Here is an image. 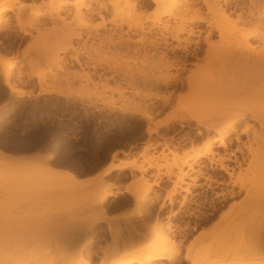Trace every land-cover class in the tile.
<instances>
[{
  "label": "rangeland",
  "instance_id": "rangeland-1",
  "mask_svg": "<svg viewBox=\"0 0 264 264\" xmlns=\"http://www.w3.org/2000/svg\"><path fill=\"white\" fill-rule=\"evenodd\" d=\"M203 1L183 22L199 31L202 51L180 76L213 85L216 68L204 59L205 33L213 31L215 51L253 26L239 24L235 33L236 16L210 13ZM233 1L244 4L242 13H251L252 22L264 23V0ZM55 2L18 0L0 22V264H70L81 255L88 264H111L119 254L150 244L154 226L165 229L167 222V250L175 247L177 255L151 264L264 263V83L246 100L261 124L252 123L247 136L242 123L229 131L234 102L226 88L190 103L177 98L187 88L176 90L166 104L168 91L157 81L165 71L157 57L165 53L161 45L145 51L136 43L112 45L106 39L111 25L97 35L98 21L85 20L83 29L72 15L56 19ZM135 2L134 12L121 6L123 22L143 24L158 12L147 0ZM195 9L205 23L189 24ZM77 31L82 40H69ZM157 31L146 36L159 39ZM4 81L23 95L14 96ZM215 117L220 124L206 130ZM224 132L222 148L218 135ZM198 154L203 156L193 159ZM222 157L239 163H222L231 178L217 161ZM121 161L135 164L115 170L112 180L105 174L97 180L108 163ZM117 181H126L120 192ZM144 184L150 189L136 200ZM112 237L123 244L113 253Z\"/></svg>",
  "mask_w": 264,
  "mask_h": 264
},
{
  "label": "bare ground",
  "instance_id": "bare-ground-1",
  "mask_svg": "<svg viewBox=\"0 0 264 264\" xmlns=\"http://www.w3.org/2000/svg\"><path fill=\"white\" fill-rule=\"evenodd\" d=\"M135 1L137 2V0ZM147 1L153 3L157 7L158 12L155 16H153L152 18L150 17V19L146 21L145 19H143V21H145L143 22V24L142 22L141 24H132L133 22L130 23V21H125L127 22L125 23L122 21L123 17L120 19L121 16L119 13L122 5L127 11L131 12L135 10L136 4H133V0H56V2L52 4V6L55 12L53 14H55V16L57 17L56 19H61L62 15H72V17H75V19L80 20L83 23V29L88 28L84 24L85 20L98 21V24H96L95 26L93 25V31L95 33L97 32L96 30L104 28L106 24L111 25L112 28H109V34L106 39L108 40L107 42L112 43V45L115 44L128 47L130 43H136L137 46L140 45L143 50L145 49V46L158 47L161 45L160 47L165 49V53L158 52L157 57L160 61L161 58L163 59V71H165L162 76L157 78V81L162 82L168 91L167 96L163 100L166 104L170 102V99L173 96V93L176 92V90L180 91L184 90V88H187L186 95L184 97L178 96L177 98L180 102L186 101L190 103L193 102L199 95H210L215 93L216 91L223 92L224 88H226V90H228L230 93L231 100L234 102V104H232V108L230 109L229 116L231 118V122L228 125V130L232 131L237 125L242 123L243 128L241 133L247 136L248 132L253 130L252 123H256L258 125L261 124L260 116L252 112L247 107L246 100L248 99V96L256 93L264 83V23L262 22V19L259 23L252 22L251 20L253 18L251 19L250 17L251 13L248 12V14H243L242 9L244 4L238 3V1L235 2L233 0H223L220 4L218 3L215 5L208 4L207 2L205 3V0L202 2V5H204L207 8V11L210 13L218 14L225 18H230L231 15H235L236 19L233 23V29L235 33H239V24H252L253 26L251 30L241 34L238 40L230 42L228 47L217 49L215 51L213 50V39L215 36L213 31L209 30L205 33L202 46L204 45L207 50L205 52L203 51L205 53L204 59L207 61V64L210 63V65L213 64L215 66V73L217 78L216 80H214L213 85H210V81L206 80L203 83H199L193 75H190L184 79L180 76L183 71L187 70L186 66H191L199 60L198 53L202 51L200 47L201 45L199 43V31L197 30L198 32L195 33V29L194 31L189 26L187 28L183 27L185 15L194 9L193 5L197 0H185L184 2H181L180 0ZM17 2L18 0H8L0 4V22H2L5 18H2L3 14L7 11L11 12L12 8L15 6V4H17ZM251 8L252 7L250 5V9ZM28 10H31V8H29ZM23 12V7L19 8L18 17L21 14L23 15ZM194 12L197 14V16L193 17L189 21V24L193 25L195 23H205V19L198 16L199 10L195 9ZM127 15H129V13ZM245 15L247 16L245 17ZM63 18L64 17L62 16V19ZM206 26L211 27L210 23H206ZM122 27H125L126 29L123 30ZM155 29L160 32V38L149 40L146 35L151 33ZM182 34H184V37H181ZM83 35L84 34L81 31L72 32L69 35V40H82ZM133 35L136 38H132ZM86 36L88 38L91 37L88 34ZM171 42H174L175 45H173ZM69 45L67 46L68 48L70 47ZM166 54H171L173 58H170V60L167 59L168 57ZM0 61L2 62V60ZM170 70H173V72L171 73ZM3 84L14 96L23 95L20 90H17L14 87L10 86L7 81H4ZM179 120L185 121L184 119ZM220 122L221 117H215L210 122L205 124V128L206 130H214L220 124ZM156 125L158 127L159 123H157ZM150 130L148 131L147 129L148 133H150ZM225 136L226 132L220 133L218 135L219 146L222 148H225V144L222 141ZM236 141L239 142L238 137L236 138ZM212 148L213 144L207 146V152H211ZM237 151L240 152L241 150L238 149ZM201 156L203 155L198 154L193 159L199 158ZM217 161L220 163L221 169L229 178L232 177V173L229 172L228 167L224 166L222 163L225 161H229L239 166L236 158L231 161L229 157H222ZM132 164H135V162H122L118 163L117 165L109 164V166H107L106 169L101 172L99 179L97 180H100L101 176L112 169L118 170L124 167H132ZM180 164L181 166H186L188 164L187 159L183 158ZM137 167L139 166L137 165ZM64 174L67 176L66 178H69L71 182L74 181L75 183L76 179L72 176V174L66 172ZM62 176L65 177L64 175ZM151 185H155V183H152ZM151 185L149 184L146 186L144 184V186L146 187H142L143 189H141V191L139 190L138 193H136V191L138 190L135 189L136 200H142V198L147 194ZM126 188L128 189L129 186H126ZM126 188L124 191L127 190ZM130 188L128 189L130 190L128 193H131L132 189ZM170 227L171 226L169 222H167V226L165 229L159 227V225L158 227L157 225L154 226L152 230L154 239L153 241L151 240L152 242H150V244H147V246L145 245V247L143 246V244V248L140 246L141 248L137 252L121 253L119 254V256L117 255L118 257L116 258V260L112 261L111 264H151L154 262L160 263L163 260H168L171 254L177 253L175 247V252H170L167 250L169 242L168 237L171 230ZM113 236L117 237V235ZM113 241V243L111 244L113 245V249L109 250L111 251V253H113L114 250L116 252L120 246H123V244L117 241V238H113ZM108 254H110V252ZM44 264L51 263L49 261ZM70 264H88V260L81 255L79 256L78 260L75 259ZM261 264L264 263L261 262Z\"/></svg>",
  "mask_w": 264,
  "mask_h": 264
},
{
  "label": "crops",
  "instance_id": "crops-1",
  "mask_svg": "<svg viewBox=\"0 0 264 264\" xmlns=\"http://www.w3.org/2000/svg\"><path fill=\"white\" fill-rule=\"evenodd\" d=\"M121 162H126V161H121ZM117 165V162L116 163H114L113 165ZM107 166H109V163L100 171V173L98 174V176H100V174H101V172L102 171H104L105 169H106V167ZM116 171L115 170H113V171H111V172H109V173H107V174H105V178H108L109 180H112V178L111 177H109L110 175H114V173H115ZM97 176V177H98ZM84 177H80L79 179H83ZM99 178V177H98ZM115 182V181H114ZM126 184V181H122V182H120V181H117L116 183H114V185L116 186V188H117V192H120L121 190H122V188H123V186ZM123 190H125V188L123 189ZM113 191H115V189H113ZM134 243V242H133ZM133 245V244H132ZM121 247H123V246H120L118 249H120ZM263 250V253H264V249H261V251ZM128 253V252H127ZM131 253V252H130Z\"/></svg>",
  "mask_w": 264,
  "mask_h": 264
}]
</instances>
